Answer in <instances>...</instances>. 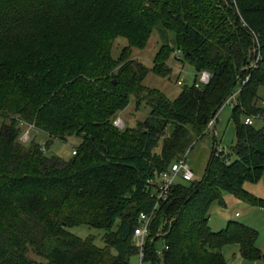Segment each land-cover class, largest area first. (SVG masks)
<instances>
[{
    "label": "trees",
    "instance_id": "1",
    "mask_svg": "<svg viewBox=\"0 0 264 264\" xmlns=\"http://www.w3.org/2000/svg\"><path fill=\"white\" fill-rule=\"evenodd\" d=\"M155 31L151 66L131 58ZM254 37L260 59L247 70ZM174 62L189 65L194 80L209 73L208 82L192 81L174 99L144 83L149 72L169 77ZM247 74L228 151H211L203 176L173 185L155 209L148 264H228L227 243L243 258L264 257L252 227L208 224L223 191L264 204L244 188L264 169V0H0V264H130L137 214L153 206L147 180L205 134ZM131 103L147 110L143 119L115 125ZM246 115L260 124L244 123ZM71 136L80 142L70 158L46 153ZM78 225L103 230L101 244L70 231Z\"/></svg>",
    "mask_w": 264,
    "mask_h": 264
},
{
    "label": "rangeland",
    "instance_id": "2",
    "mask_svg": "<svg viewBox=\"0 0 264 264\" xmlns=\"http://www.w3.org/2000/svg\"><path fill=\"white\" fill-rule=\"evenodd\" d=\"M160 37L155 31L152 33L147 45L143 49H133L131 51L130 57L138 61H142L148 66H151V61L153 55L160 44ZM125 41L118 39L115 41L112 47V55L116 57L119 53L121 47ZM171 73L169 77H160L154 73L149 72L145 79L144 83L147 86L157 88L165 93L169 99H174L178 96L181 88L184 85H189L194 79V70L187 64H184L182 67L177 63H170ZM179 74L177 71H179ZM178 74L179 78H176ZM178 79H181L180 83L177 82ZM133 103L124 109L117 118H120L121 125L124 127L126 124L128 126H134L137 120H142L145 116L147 110H133ZM232 108L231 106H226L218 114V119L216 121V129L218 132V140L220 142V151H228L230 145L232 144L235 136L234 123L232 121ZM253 116V121L258 120ZM261 116H259L260 118ZM116 118V119H117ZM115 121V120H114ZM260 120L257 121V125L260 124ZM2 123V118L0 117V126ZM26 137L28 140L32 137V130L28 131V128L25 127L23 133L20 135V139ZM80 142V138L77 136H71L66 141L53 140L45 148L47 154L57 155L63 160H67L72 155V150ZM213 138L209 134H204L198 138L185 152L187 153V161L190 164V167L194 173V179H200L206 167L207 162L210 158V153L215 152L213 147ZM43 145L44 143L41 142ZM161 142L156 147L158 151L160 148ZM44 146V145H43ZM264 170V169H263ZM263 173V171H262ZM262 175V174H261ZM260 175L257 181H247L244 183V188L254 197L264 201V198L259 197L256 191L264 195V184H261L259 180L262 178ZM258 182V183H257ZM264 183V180H263ZM256 191L254 192V186ZM247 204L249 209H247ZM256 205V206H255ZM237 212V215H235ZM230 218V219H229ZM169 219H164L163 221H168ZM227 220H233L241 223H246L252 226L256 230L255 246L259 249L261 254H264V204H254L247 200L236 198L232 193L223 191L221 194V199L212 204L209 211L208 224L212 228H218L223 223H226ZM170 222V221H169ZM70 231L80 237L91 236L95 239L97 244H101V239H103L104 231L89 227L86 225L72 226ZM160 241L157 242L158 247L160 246ZM222 254L225 261L228 264H264V258L258 257L255 259L243 258L240 254L239 247L235 243H227L222 246ZM130 264H138L137 257L133 256L130 258Z\"/></svg>",
    "mask_w": 264,
    "mask_h": 264
},
{
    "label": "built area",
    "instance_id": "3",
    "mask_svg": "<svg viewBox=\"0 0 264 264\" xmlns=\"http://www.w3.org/2000/svg\"><path fill=\"white\" fill-rule=\"evenodd\" d=\"M178 53V52H177ZM260 59V51H259V42L256 37L253 38V43L251 46V60L250 62L244 66L247 70H252L257 66V62ZM179 78V77H178ZM249 78V74L245 75V77L239 80L240 86L233 91L229 96H227L221 103L217 112L209 119L204 133L209 134L211 138H213V147L214 153L218 155L220 152V143L218 140V132L216 129V121L218 119V114L226 106H234L237 103L236 96L241 89V86L246 82ZM209 80V73L203 71L198 74L197 80L193 79L194 86L199 87L200 85L206 84ZM181 79H178L177 82L180 83ZM253 121L252 115H246L244 118V123L251 124ZM114 124L119 126L121 125L120 118L115 119ZM28 131L32 129V125L26 126ZM120 127V126H119ZM22 141H28L26 137L21 139ZM72 153H75L72 150ZM187 153L182 154L179 157H176L164 170L159 172L154 178H150L147 180L148 195L153 199V206L149 211H139L137 214V224L133 229L132 234V242L137 247V261L138 264H148L144 261L145 251L144 246L146 244V239L149 235V228L151 224V220L153 217V213L155 209L158 207L160 201L167 199L169 196L173 185L181 181H190L194 177V173L190 167L189 162L187 161ZM166 224V221H162L161 225L158 227L155 237L162 239L163 234V226ZM161 247H158L157 254L161 255ZM161 264V260L158 262Z\"/></svg>",
    "mask_w": 264,
    "mask_h": 264
},
{
    "label": "crops",
    "instance_id": "4",
    "mask_svg": "<svg viewBox=\"0 0 264 264\" xmlns=\"http://www.w3.org/2000/svg\"><path fill=\"white\" fill-rule=\"evenodd\" d=\"M221 142V139L219 140V143ZM262 178L259 180V182H261V180H262V182H261V184H264L263 183V180H264V170H263V173H262ZM254 183V182H253ZM258 183V182H257ZM254 186V192L256 191V187H255V185H253ZM248 191H250V190H248ZM255 193H257L258 195H259V197H261V198H264V195L263 194H261V193H259V192H255ZM237 198V197H236ZM256 206V205H255ZM249 207V205L247 204V209H249L248 208ZM235 215H237V212H235ZM230 219V218H229ZM229 220H227L226 221V223L228 222ZM226 223H223V224H221L220 226H217L218 228H212V226H210L212 229H214V230H218V229H221V228H223L225 225H226ZM243 224H246V223H243ZM246 225H248V226H250V227H252L251 225H249V224H246ZM254 229V228H253ZM222 250V249H221ZM264 255V254H263ZM264 258V257H263Z\"/></svg>",
    "mask_w": 264,
    "mask_h": 264
}]
</instances>
